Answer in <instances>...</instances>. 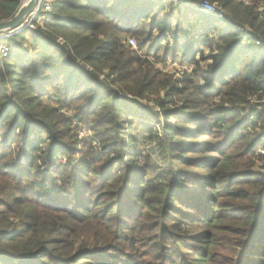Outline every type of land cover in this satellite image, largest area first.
Segmentation results:
<instances>
[{
  "label": "trees",
  "instance_id": "obj_1",
  "mask_svg": "<svg viewBox=\"0 0 264 264\" xmlns=\"http://www.w3.org/2000/svg\"><path fill=\"white\" fill-rule=\"evenodd\" d=\"M193 1L51 0L43 26L8 37L0 264H264V172L251 170L264 161V49L233 26L263 39L264 18L207 0L226 23ZM21 2L0 0V21ZM150 43L192 71L164 73L138 53ZM223 233L238 237L225 261Z\"/></svg>",
  "mask_w": 264,
  "mask_h": 264
},
{
  "label": "rangeland",
  "instance_id": "obj_2",
  "mask_svg": "<svg viewBox=\"0 0 264 264\" xmlns=\"http://www.w3.org/2000/svg\"><path fill=\"white\" fill-rule=\"evenodd\" d=\"M198 1H200V0H195L193 2H198ZM249 1H250L249 5L254 4L257 11H258V9H257L258 6H260V5L264 6V0H249ZM192 5H193V3H192ZM195 6H197V5H195ZM220 20L222 22L223 21L226 23L228 22V21H225L223 19H220ZM174 23H175V21H173V24ZM244 26L248 27L246 24H244ZM37 29H38V27H37ZM6 32L7 31H2V32H0V34H4ZM128 38H133L135 40V38L133 36H127L126 41L128 40ZM182 38H184V37H182ZM7 39L8 38L0 39V42H7L8 43ZM153 44L154 43L146 44L144 50H138V53L141 54L142 57L148 58L151 62H155V64H154L155 67L160 68L164 73H166L168 75L171 74L174 77H179L181 75H184L186 73H190L192 71V69H193L192 65L184 63L182 61H179L178 58H172L171 55H168L167 58L165 60H163L164 56L162 54L161 49L156 50V51L154 49H152L151 52H148V53L145 52V51H147V48H149V47L151 48V46ZM162 44L163 43H161L160 45L163 46ZM137 47H138V45H137V42L135 40V47H132V48L137 49ZM156 53H157V55H156ZM204 54H207V53H204ZM206 64H207V60L203 61L202 63H200V68L204 69L207 66ZM255 101H256L255 99L252 100V102H255ZM139 102H141L144 106H148L149 109H151L153 111H154V109L155 110L158 109V106L156 105L154 98H152V97L140 100ZM262 102H264V100ZM59 112L64 113V115H66V116H72L73 115L72 109L67 110V111H65L64 109H59ZM169 123L173 124L174 123L173 119H170ZM72 124H73L74 132L78 135V138L84 139L86 137H92V132L90 130H88L85 126H83L80 122H75V118L72 121ZM156 129L159 132V127L158 128L156 127ZM257 132H259V131H257ZM215 138H216L215 135L214 136H206V137H202V139H199V141L203 142L205 139L215 140ZM262 138L264 139V136ZM258 152L262 153L263 151L259 149ZM251 170L264 172V161L257 160L255 162V164L251 167ZM231 224H235V223H231ZM236 226L237 225H233V227H232L234 232H236V230H237V229H235ZM236 239H238V237L234 236V234L225 235V239H224V233L221 235V239H220L219 244L223 249H221L220 253L224 257V261L227 260L228 256L230 255L229 249L232 246L231 243H233V241H235Z\"/></svg>",
  "mask_w": 264,
  "mask_h": 264
},
{
  "label": "built area",
  "instance_id": "obj_3",
  "mask_svg": "<svg viewBox=\"0 0 264 264\" xmlns=\"http://www.w3.org/2000/svg\"><path fill=\"white\" fill-rule=\"evenodd\" d=\"M174 3H179L183 0H170ZM244 4H250L249 0H242ZM195 8L199 9L200 11L208 14L214 15L218 19H223L225 21H229L231 19V14L226 11L224 8L216 6L215 4L207 1V0H200L198 2H192ZM258 12L262 18H264V6H258ZM51 11V0H38L34 9L25 17L21 26L9 30L4 34H0V39L8 38L25 28H29L31 30H37L38 26H43L44 22L47 21L49 13ZM234 28L242 33L246 39L251 41L254 45L260 46L264 49V39L255 38L252 30L244 25L234 24ZM128 44L132 47H135V40L133 38H128ZM11 43L7 42H0V55H5L11 51Z\"/></svg>",
  "mask_w": 264,
  "mask_h": 264
},
{
  "label": "water",
  "instance_id": "obj_4",
  "mask_svg": "<svg viewBox=\"0 0 264 264\" xmlns=\"http://www.w3.org/2000/svg\"><path fill=\"white\" fill-rule=\"evenodd\" d=\"M38 0H22L15 15L7 20L0 21V32L9 31L21 26L25 17L34 9Z\"/></svg>",
  "mask_w": 264,
  "mask_h": 264
}]
</instances>
